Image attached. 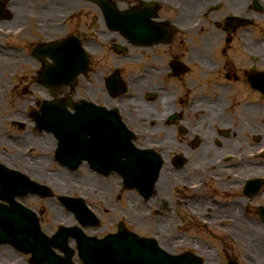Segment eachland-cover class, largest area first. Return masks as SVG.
<instances>
[{"label": "rangeland", "instance_id": "rangeland-1", "mask_svg": "<svg viewBox=\"0 0 264 264\" xmlns=\"http://www.w3.org/2000/svg\"><path fill=\"white\" fill-rule=\"evenodd\" d=\"M212 1H213L212 3H214L216 0H212ZM249 1L251 2V0ZM0 3L5 4L4 0H0ZM252 5L253 4H251V6ZM80 6L82 5L79 4L78 7ZM221 12H224V10H221ZM75 14H76V17H73V19L70 22L67 21L66 19H63L62 21H58L59 18L56 19L57 16L54 17L55 23L64 22L62 33H59L53 30L54 38H59L61 37V35H65V36L74 35L75 36L77 34L79 36V34H81L82 37L88 38V41H90L89 38L94 39L93 37H89V32L98 30V27H99L98 23L100 22L98 20V17L95 16V13L93 14L91 12L88 13L85 9L77 8ZM222 19L223 18H218V19L212 18L210 21H207V23L203 27V30L196 35V38L201 39L203 36L208 35V33H211L212 29L222 32L224 26L222 25L221 27H219V22L222 21ZM23 20L25 19H22L21 22H23ZM91 20H92V23L88 24V22H91ZM2 21L6 22V20H2ZM253 23L254 22H252V24ZM244 27L247 29H255L254 26L251 24H248ZM260 29H262V31L264 30V24H261V26L258 27L257 30H255L254 36L260 32L259 31ZM42 34L44 33L42 32ZM43 40H45V38L41 36V33H40L39 42ZM6 41L10 45L12 44L16 45L19 43H23L24 39L20 38V39L14 40L10 37ZM95 41L96 40H92V43ZM231 43L232 44L231 45L229 44V47L237 48V50L239 49L237 45L233 42V40L231 41ZM103 47L104 49L102 51V55L99 57V54H98V57L92 59V69L93 68L96 69L97 66H99L100 64H101L100 66H105V65L109 66L110 62L111 63L116 62L115 60L117 59V56L111 53L110 51H108V49H110V45L104 44ZM96 48L97 47L95 46H91V47H88L86 50L87 52L89 51V53L96 52V51L98 53L99 51L98 49L96 50ZM156 52H157L158 60H160L165 55V50H162L160 55L158 51ZM197 58L201 59L199 57ZM239 58H241V61H242L243 56H239L238 59ZM178 59L184 61L186 65L189 67L188 73L184 75L183 77H178L177 79L172 81V83H170L169 85L172 86L171 91L177 92V95L179 96L181 100H183V102L187 96L195 97V98L199 97L200 99H203L204 101H208V102L209 101L214 102L211 99L216 98L217 96L224 98V94H223L224 87H218L217 89L219 90H214L211 87L215 86L214 82L216 80L223 81L224 79H226L225 75L229 71L228 69L225 72H223L219 78H216V77L211 76L208 73L197 70L193 66V64L186 59L183 52L182 53L180 52ZM205 62L209 65L214 64L209 60H206ZM243 62L248 63L244 60ZM124 63L119 64V65L123 68L121 70L124 72L125 78L130 72L136 73L138 71L137 69L138 67H136L135 71H132L131 69H129V66H131L132 64L130 63L124 64ZM29 66L31 65L27 64V67ZM231 69L233 71H238V68H235V67L230 68V70ZM82 78H84L82 81L86 82L85 77H82ZM211 79H214V80H211ZM249 82L250 81L248 79L239 78L238 82L232 81V84L236 87L241 86V88L244 89V96L247 99V101L251 100V98L253 99V101H255L256 99L260 100L261 98H263L261 94H255L252 92L251 85ZM35 85H37L38 87L40 86L38 82H36ZM149 91L153 92L151 90ZM69 92H70V89H64L62 91V94L67 95ZM9 94L7 93L5 94L4 96L5 99L3 100H5L7 103L5 104L3 109H0V120L2 118L5 120L7 119L5 124L2 125L3 130L6 133L11 134L12 136L16 134L20 135L25 132H29V130L25 131L26 127H18L17 125L13 126V123L10 124L8 119L11 115H16L13 112H16V109L19 110L20 108H22L21 109L22 111L21 115H23L22 119H25V112L29 108H27L26 106L19 107V105H22V102L24 104L25 99H31L32 95L29 92L25 93L22 98L23 101H21L20 99L19 103L13 105L12 102H14V100L9 99ZM83 94L84 92L81 90H78L76 92L77 97H82L81 95ZM25 95H26V98H25ZM227 95H228V98H231L230 92H228ZM142 98L144 102L146 103H152L157 99V98L154 100L148 99L146 93L143 95ZM10 100L12 102H10ZM224 100L226 102L225 98ZM231 102L232 100H229V106H231ZM196 104H197V107H201L205 105L204 103H200V101L197 102ZM226 104L228 105V102H226ZM260 107H261V112L258 111ZM177 109H180V111H182L184 109L183 103L177 102ZM239 111H240V108H239ZM257 113H260V117H257V118H261L262 120H264V106L257 105ZM162 115H165V114H162ZM162 115H159V113H157L158 117ZM236 115L237 114H232L230 112L228 114V117H231L233 119ZM248 117L252 120L253 125H250V126L245 125L244 131L245 130L249 132L256 131L257 124H258L257 120H260V119H254V117L250 113ZM231 118H229L228 120L231 121ZM190 119L191 121L195 122L194 116L191 115ZM234 120L238 122V119L236 120L234 118ZM254 126L256 127L253 128ZM131 127L133 129L135 128L134 130H136L140 134L141 126L135 127L133 124H131ZM142 128L148 131H154L158 129L154 124L147 125L146 127L142 126L141 129ZM226 130H227L226 128H223L222 131L221 129H217V131H212V133H217L220 136H223L224 133H226ZM34 133H37V131L33 132L32 134ZM231 134L232 133H229V137H218V139L219 140H225V139L230 140L232 138ZM182 136H185V134H183ZM162 138L163 137H154L152 142L151 141L148 142L146 137H141L139 135L137 139V144L141 147H148V146L153 147L155 145H161ZM38 141H39V137L38 138L34 137L30 139L31 143L37 144ZM24 142L26 144V139ZM174 143L177 144V142H174ZM25 144L22 143V146ZM203 144H204L203 139L197 140L196 138L187 136L185 139H183L182 143L178 144L179 146H175L172 148V151L174 150L175 153H172V151L170 152V155L168 158L170 163L167 162L169 163L167 166L174 168L173 166L174 164L172 162L175 160L176 156L178 155L180 156L181 151H186L188 153V156L186 159H187V162H189L188 164L190 163L192 164L191 171H193L195 166L208 165L209 163H212L214 159H217L220 156H222L226 151L242 150V149H237V147L239 146L238 144H236V141H233L230 146L229 145L219 146V148L220 147L222 148L220 149L222 151H220L218 154L213 155L211 158H208V159L206 158L202 159L200 155L194 154L193 150L198 149ZM251 145H253V143ZM249 149H250V144H249V147L246 146L243 151H247ZM46 160H47L46 161L47 169H49V171L50 170L56 171V169L60 168L61 166L57 162L53 161L52 157H51V160H49V158H47ZM254 161L264 162V159L254 160ZM188 164L187 165L186 163L183 164L181 176H177V177L185 179L190 174L188 172V169H186V167H188ZM164 169H166V166ZM78 171H79V175H75V173H78ZM64 172L68 173V176L72 179L70 182L71 188L68 187L70 190L68 189L65 195L70 196L72 198L82 197L85 200V202L88 204L90 209L95 214L99 215V218H100L99 226L97 228H93L91 231L101 230L103 231L102 236H105L108 233L115 232L118 229H115L113 227V224H116L117 222H120V221L122 223L123 222L122 215L127 214L128 216L131 217V221L128 223L127 222H123V223L126 225V227H128V229H131V231H134L141 236L144 235L147 237H155L156 235L157 236L160 235L164 237L168 233L169 225H171V228L172 227L173 228L170 230L176 231L175 233L180 235V240L178 241L179 245L176 246L175 248L170 247L169 245H167V247L178 254L184 255L185 253H190V252L197 254L204 259L203 264H214L215 262L216 264H228V259H226L227 258L226 255L229 254L227 250L228 248L230 250V255L233 259L240 261L242 264H252V261L248 262L242 257L243 251L245 250H244V246L242 245V242L237 240L236 238L237 233L235 236L228 234L230 232L229 229H232V228L234 229V227H230L228 228V230H225V227H223L221 224H217V220L219 219L220 221L219 215L221 214L217 215V213H215L214 211H210L209 209H207L208 206H217L221 209L222 204L219 201L221 202L224 201V203L230 204V203L239 201V198L244 196L242 192H236V191H232L229 189V185L237 184L238 182V178L233 177L232 175H229L225 182H219V181L210 179L209 176H211V173L208 174L209 176H207L206 174H203L200 176H195L192 179L186 180V182H189V183L195 180L205 181L206 186L197 191H190V189H186V188L184 189L182 187H179L174 182V180L170 179L172 186L167 191H164L166 195L163 197L164 201L160 203V199L158 195L156 194V188H154L153 193L150 196L149 200H145L136 191L130 190L127 187H125L123 185L121 175L120 174L118 175L117 172L112 173L110 176H103V175H100L90 170L86 166H81L77 171L64 169ZM182 173H184L183 176H182ZM251 173L252 172H247L241 175L242 176L244 174L249 175ZM52 174H55V173H52ZM213 175H214V178L217 179L221 177L222 174L217 169ZM69 177H68V180L70 181ZM84 177H87L89 179L92 178L93 180L90 182L89 189L87 192H85V190H83V188L80 187V186H84V184L81 183ZM107 178H110V179H107ZM94 179H96V182L94 181ZM77 187H80V189H77ZM55 194L58 195L59 193L55 192L54 196ZM31 198L33 200H31V202H29L28 200L27 202L29 203L30 206H33L40 210L41 213L39 216L40 218L42 217L43 219V222H42L43 229L47 228L46 230H48V233H49V229L56 231L58 227V222L60 220H68L67 218H70L71 217L70 215H72V213H70V215L69 213H64V212L58 213L57 210L54 213L51 211L50 206L54 209V204H56V201H58L56 198H47L45 199V201L39 198H36V197H31ZM53 199H56V201ZM196 199L197 201L195 205L192 202L195 201ZM134 203L136 205L133 206L132 204ZM246 203H247L246 206H248L250 209L249 211L245 206L247 213L249 214V216L256 219L257 218V205L264 204L263 199L257 200L256 198L254 202H252L251 204H249V201L246 200ZM200 207H202V209H200ZM133 208H135L137 212V214L135 213L134 216H132ZM149 211H154V215L151 218L147 219L145 218V215ZM203 211H205L204 215H203ZM72 217H73V222L71 221L72 224L71 222H69L68 224L71 226L74 225V223L76 222L75 217L73 215ZM161 220H163L162 229H159L160 225H157L156 222L161 221ZM205 221L209 222L208 225L205 223ZM215 221H216L215 225L211 224ZM197 222L202 226V229L204 231L199 229L198 227H195L194 229H190L192 224H198ZM227 235H231V238H229ZM187 243H189V245H187ZM223 245L227 246V248L225 247L226 251H224ZM6 247H10V246L0 245V251ZM201 248L207 251L212 250L214 252L213 253L214 260H212L210 257L207 258L206 257L207 255L203 256V251L201 250ZM15 254L16 256L19 255L18 253H15ZM20 257L23 260V257L21 255ZM76 259H77V255H76ZM256 262L257 261H255V263Z\"/></svg>", "mask_w": 264, "mask_h": 264}, {"label": "bare ground", "instance_id": "bare-ground-1", "mask_svg": "<svg viewBox=\"0 0 264 264\" xmlns=\"http://www.w3.org/2000/svg\"><path fill=\"white\" fill-rule=\"evenodd\" d=\"M100 1H102V2H100ZM100 1H99L100 4H96V3H94L93 0H88V1L86 0V2L81 1V0H44V1L43 0H4L5 4L7 3L9 7H8V9L5 10V6L2 5L0 7V11L4 10V13H9L12 16V24H14L16 21L19 22L20 20H18V19H21V16L25 15L26 13L27 14L36 13L39 16V18L41 19V21L45 23V29L51 28V31L58 29L55 31L62 33L63 29L60 30L59 28H57V24H55V22H54V17L62 15V14H65V16H68V18L76 17L75 13H76L77 8L85 9L88 13L91 12L92 14L93 13L96 14L97 12H100V11L106 12L105 5L103 4L104 0H100ZM199 1H201V0H199ZM235 1L238 4H241L243 0H235ZM79 4L82 6L78 7ZM0 5H1V3H0ZM193 8L194 7H192L191 2H189L186 5V8L183 10V13L181 15H184V17H189L192 13L195 12V10H193ZM63 12H65V13H63ZM1 14H3V12ZM11 16H9V19ZM138 16L140 18L145 19L143 13H138ZM57 18H59V17H57ZM62 20H63V18H62ZM108 21H109V18H108ZM143 24H146V21H144ZM133 25H140V21L136 19L135 22L133 23ZM136 28H137V30H139V26ZM41 31H43L42 28H41ZM248 44H249V46L254 47V45H251V39L248 40ZM50 49H51V46L50 47L46 46L42 49V53L44 54V56H47V52ZM195 53L199 54L198 51H196V50H195ZM0 55L4 56V57L0 56V60L4 59L7 61H10V59H9L10 55L9 54L8 55L0 54ZM73 56H74V60L77 61L76 62V64H77V63H79L80 59L82 58V53L79 54L77 51H75ZM49 58H51V57L49 56ZM47 60L48 59L45 58L44 62H43L44 68H43V71L41 72V76L43 78H46V75L49 72H51L50 71L51 67L46 64L48 62ZM59 68L60 69H58V71H56V73L58 75H61L62 72L60 70L64 71L66 69V67L64 65H60ZM52 77L54 78V74L52 75ZM154 80H156V78H154ZM145 81H146V83L143 84ZM3 83H4V78H3ZM150 84H151L150 80H146V79L143 81H140L139 83L136 84V90L139 91L140 94L138 95L137 99L133 102L135 105L134 114H139V115H141L142 118L143 117L147 118V116H148L149 121L152 119V116H153L152 111L150 110L149 112H147V110L143 106V105H145V103L141 100L140 95L145 89H147L149 87ZM0 89H1V87H0ZM172 98L173 97H170L166 94H163L160 97V99L157 101V104H156L157 110H159V111H160V109H162V110H168L169 109L170 110L171 109L170 104L172 102ZM205 102H208V101H205ZM209 105L213 109L209 115H205V118H206V124L205 125H208L210 129H212V128H229V126L227 125L226 116L224 114L225 102H223L222 100L219 99L215 103H212ZM147 106H149V105H147ZM0 107H1V105H0ZM126 112H127V115L132 114L130 112V108L128 106L126 108ZM3 122L4 121L0 120V129L1 130H2L1 124ZM248 124H249V122H248ZM158 126H159V131L162 132L161 131L162 126L161 125H158ZM1 130H0V137L1 138L6 137V135L1 133ZM236 132L238 133V135L236 134ZM236 132H234V137H238V138H236V142L238 143V145H245V144L249 143L248 140H246L244 138L243 133H241L240 131H236ZM207 133L211 137L212 133L210 131H208ZM212 137H215V136L212 135ZM173 139H174V137H173L172 132L165 136L164 142L167 143V149H169V148L171 149L173 146H175V143H173ZM46 141L47 140H45V142L41 143L42 145H44L43 149L48 148L49 144H46ZM1 142H2V139L0 141V144H2ZM3 143H5V142H3ZM50 143H53V142L50 141ZM229 143H230L229 141H225L224 146H226V145L228 146ZM209 146L211 147V149L207 150V145L203 144V146L201 148H199L198 151H196V153L200 154V156L203 159H205V158L208 159V158H211L212 155H216L220 152V149L217 148L216 146H214V144L212 142L209 144ZM16 159L18 161H23L26 165L31 164V159H29V160L23 159L21 157V155L20 156L17 155ZM36 163L42 164L41 160L36 161ZM188 167H190V166L188 165ZM235 169H237L236 170L237 173H240V172H244V171H253L256 169L258 170L261 168L258 165H257V167L256 166L249 167L247 164V166L243 167L242 169H240V167H237ZM261 170H264V167ZM220 172L224 173V172H228V171L222 169V170H220ZM233 172H234V170H233ZM258 172H260V171L258 170ZM45 175L50 179V183L54 186L56 191H59L58 187L61 188L62 192L68 190L67 186H68V184L70 185L71 178L69 177L70 178V181H69L68 180V174H64L62 170L55 173V175L54 174H47L44 171L40 172L39 173L40 180L46 181L47 178H45ZM233 176H237V175H233ZM82 180L83 181L81 183L84 184V186L82 188H83V190H85V192H87L89 189L90 182L93 180H92V178L89 179L87 177H84V179H82ZM94 181L96 182V179H94ZM157 181L158 182H156L155 185H157V188H158V197H159L160 201L163 202L164 201L163 197L165 196L164 191H167L171 187L170 177L168 176V174H166V173L162 174V172H161ZM70 188H71V185H70ZM229 206L230 207H226L225 209L221 210L222 215H220V216H222L221 218L224 220H226L228 218H232V217L233 218L237 217L239 215L238 210H240L239 206L242 207V202L233 203L232 205H229ZM200 209H202V207H200ZM214 209H215V207L212 208V210H214ZM135 213H136V211H134V214ZM203 213H204V211H203ZM70 221L73 222V220L71 218H69V222ZM72 222H71V224H72ZM156 224L160 225L159 229H162V222H157ZM250 225H251V227L249 230H245L243 232H240V236L243 238V246H244V250H245L244 257L249 261L250 260L261 261L262 259H264V249L260 247L258 239L260 236V231H261V228L263 226V223H260L257 220H252ZM201 250L203 251V253L205 255H207V257H210L212 260H214L213 252H211L209 250L207 251V250L202 249V248H201ZM0 262H2L3 264H13L14 263L13 254L11 252H9V253H3V251L0 252ZM214 264H216V262Z\"/></svg>", "mask_w": 264, "mask_h": 264}, {"label": "flooded vegetation", "instance_id": "flooded-vegetation-1", "mask_svg": "<svg viewBox=\"0 0 264 264\" xmlns=\"http://www.w3.org/2000/svg\"><path fill=\"white\" fill-rule=\"evenodd\" d=\"M230 4H232L233 5V7L234 8H239L240 7V4H238L235 0H228V5H230ZM174 45L179 49V50H181V48H182V40H181V38H179V39H175V41H174ZM196 49V51H198V53L199 54H196L195 53V51H194V56L197 58V57H199V56H204L205 58H207V59H209L210 61H216V60H221V59H223V57H224V55H215V54H212L209 50H202V51H205V52H202V51H199V48H195ZM253 49L254 50H257V45H254V47H253ZM160 55V54H159ZM172 56L173 57H177V55H176V53L175 52H173L172 53ZM231 57H232V59H236V55L235 54H233V53H228L227 55H226V60H225V67L229 70V71H233L232 69L230 70V68H232V67H235V68H238V65L236 64V63H234L232 60H231ZM156 59H157V56H156ZM216 59V60H215ZM164 60H165V55H164V57H162L159 61L161 62V61H163L164 62ZM165 65L163 64V65H160V67L159 68H157L156 67V69L157 70H159V71H163V70H165ZM239 72H240V78H243V79H245V78H247V77H249L250 76V73L246 70V68L243 66V61H241V66L239 67ZM227 88V89H226ZM230 86H228V87H225L224 88V92L225 93H228V92H230ZM196 107V106H195ZM197 108V107H196ZM239 108H240V110H241V108H242V105L240 106V104H238V105H236V107L234 106L233 107V111H231V113L232 114H239L240 113V111H239ZM180 110V109H179ZM176 111V110H175ZM229 114V113H228ZM191 115L192 116H194L193 114H189L188 115V119L190 120V122H191V119H190V117H191ZM237 116V115H236ZM236 116L234 117V118H236ZM229 118H231V117H228L227 116V123H228V125H233L234 124V118L232 119L231 118V121H229L228 119ZM130 124H133V125H137V122L134 120V117L133 118H131L130 119ZM237 135H238V133H236ZM203 135L204 136H206V137H210L209 136V134H207V133H203ZM211 137H212V135H211ZM231 137H234V133H232L231 134ZM42 147H44V145H42L41 146V148Z\"/></svg>", "mask_w": 264, "mask_h": 264}, {"label": "water", "instance_id": "water-1", "mask_svg": "<svg viewBox=\"0 0 264 264\" xmlns=\"http://www.w3.org/2000/svg\"><path fill=\"white\" fill-rule=\"evenodd\" d=\"M54 109H55V108H54ZM60 115H61V114H60ZM72 121H73V125H76V124L82 122L81 114L79 113V114L75 115V117H73ZM71 125H72V124H71ZM61 127H62V126H61ZM13 228L16 229V230H19V229H21V228L29 229V228H31V226H30V225H26V226H24V227H20V226L14 225ZM11 236H12V235H10L9 237H11ZM124 238H127L126 235L124 236ZM14 239H17V236H14L13 240H14ZM48 258H49V257H48ZM49 260H50V259H49ZM128 260H129V257L126 256L125 261L127 262ZM90 261H92V260H90ZM107 264H109V263H107Z\"/></svg>", "mask_w": 264, "mask_h": 264}]
</instances>
